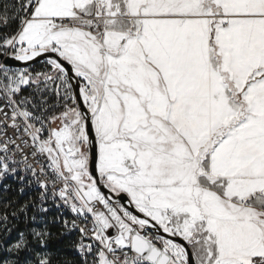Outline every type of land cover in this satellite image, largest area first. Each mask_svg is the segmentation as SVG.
Segmentation results:
<instances>
[{"label":"snow or ice","instance_id":"6c2138e0","mask_svg":"<svg viewBox=\"0 0 264 264\" xmlns=\"http://www.w3.org/2000/svg\"><path fill=\"white\" fill-rule=\"evenodd\" d=\"M0 193V264H264V0H0Z\"/></svg>","mask_w":264,"mask_h":264},{"label":"trees","instance_id":"16d2710c","mask_svg":"<svg viewBox=\"0 0 264 264\" xmlns=\"http://www.w3.org/2000/svg\"><path fill=\"white\" fill-rule=\"evenodd\" d=\"M8 196L7 194L0 196V206H2V202L5 197ZM14 200L19 199L20 202H23V197H18L16 195H13L12 197ZM11 211V209H10ZM13 223H16L15 220H13ZM12 225L10 224L9 227ZM18 227H22V225L17 224ZM49 230L52 233V239L49 241V247L46 249V251H51L55 256L59 258L61 261V264L63 262H67V264H72V262L77 258L74 250L70 247V244L67 240H65L61 235V228L57 224L49 223Z\"/></svg>","mask_w":264,"mask_h":264},{"label":"built area","instance_id":"2783aa9c","mask_svg":"<svg viewBox=\"0 0 264 264\" xmlns=\"http://www.w3.org/2000/svg\"><path fill=\"white\" fill-rule=\"evenodd\" d=\"M34 66H35V67H39V65H34ZM7 183H9V184L12 185L13 190L15 189L16 184H15L14 181H12L11 179H9V181H8ZM4 194H7V193H0V196H1V195H4ZM24 199H25V198H24Z\"/></svg>","mask_w":264,"mask_h":264},{"label":"water","instance_id":"95a60500","mask_svg":"<svg viewBox=\"0 0 264 264\" xmlns=\"http://www.w3.org/2000/svg\"><path fill=\"white\" fill-rule=\"evenodd\" d=\"M12 67L14 68H21V67H24L23 63L21 62H14L11 64Z\"/></svg>","mask_w":264,"mask_h":264}]
</instances>
